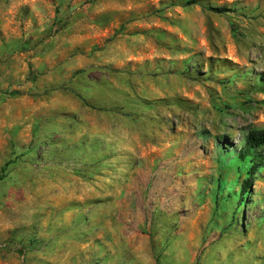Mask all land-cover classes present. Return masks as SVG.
I'll return each mask as SVG.
<instances>
[{
  "label": "rangeland",
  "instance_id": "rangeland-1",
  "mask_svg": "<svg viewBox=\"0 0 264 264\" xmlns=\"http://www.w3.org/2000/svg\"><path fill=\"white\" fill-rule=\"evenodd\" d=\"M0 0V264H264V0Z\"/></svg>",
  "mask_w": 264,
  "mask_h": 264
},
{
  "label": "trees",
  "instance_id": "trees-1",
  "mask_svg": "<svg viewBox=\"0 0 264 264\" xmlns=\"http://www.w3.org/2000/svg\"><path fill=\"white\" fill-rule=\"evenodd\" d=\"M183 2V6L197 5L208 11L222 14L228 12V9L220 7H211L205 5L202 0H178ZM261 80H264V76ZM238 159H248L250 166L247 170V177L243 179L239 194L246 192V189L254 176L255 171L264 163V129L248 130L241 140L240 148L235 151Z\"/></svg>",
  "mask_w": 264,
  "mask_h": 264
}]
</instances>
